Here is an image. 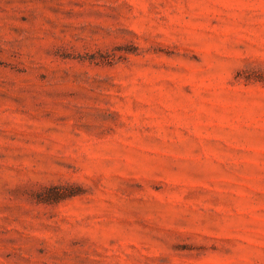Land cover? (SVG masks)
Segmentation results:
<instances>
[{"label": "rangeland", "instance_id": "374dc122", "mask_svg": "<svg viewBox=\"0 0 264 264\" xmlns=\"http://www.w3.org/2000/svg\"><path fill=\"white\" fill-rule=\"evenodd\" d=\"M0 264H264V0H0Z\"/></svg>", "mask_w": 264, "mask_h": 264}]
</instances>
